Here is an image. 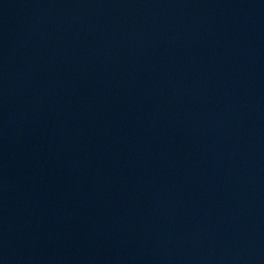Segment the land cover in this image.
I'll use <instances>...</instances> for the list:
<instances>
[{
    "label": "water",
    "instance_id": "water-1",
    "mask_svg": "<svg viewBox=\"0 0 264 264\" xmlns=\"http://www.w3.org/2000/svg\"><path fill=\"white\" fill-rule=\"evenodd\" d=\"M0 264H264V0H0Z\"/></svg>",
    "mask_w": 264,
    "mask_h": 264
}]
</instances>
